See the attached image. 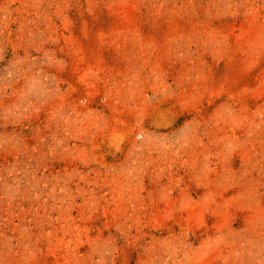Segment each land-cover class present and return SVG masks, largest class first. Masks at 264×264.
I'll use <instances>...</instances> for the list:
<instances>
[{
    "label": "rangeland",
    "instance_id": "374dc122",
    "mask_svg": "<svg viewBox=\"0 0 264 264\" xmlns=\"http://www.w3.org/2000/svg\"><path fill=\"white\" fill-rule=\"evenodd\" d=\"M0 264H264V0H0Z\"/></svg>",
    "mask_w": 264,
    "mask_h": 264
}]
</instances>
